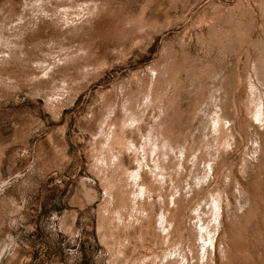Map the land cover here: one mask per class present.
<instances>
[{
    "label": "rangeland",
    "instance_id": "rangeland-1",
    "mask_svg": "<svg viewBox=\"0 0 264 264\" xmlns=\"http://www.w3.org/2000/svg\"><path fill=\"white\" fill-rule=\"evenodd\" d=\"M0 264H264V0H0Z\"/></svg>",
    "mask_w": 264,
    "mask_h": 264
},
{
    "label": "bare ground",
    "instance_id": "bare-ground-1",
    "mask_svg": "<svg viewBox=\"0 0 264 264\" xmlns=\"http://www.w3.org/2000/svg\"><path fill=\"white\" fill-rule=\"evenodd\" d=\"M33 74V73H32ZM223 106V105H222ZM260 110V109H259ZM263 123V122H262ZM114 124V123H113ZM191 160V159H190ZM143 188V187H142ZM217 190V189H216ZM169 220V219H168ZM213 220V219H212ZM214 223V222H213ZM184 227V226H183ZM200 229V228H199ZM207 231V230H206ZM198 233V232H197ZM198 239V238H197ZM211 241V240H210ZM202 246V245H201ZM217 247V246H216ZM205 250V249H204ZM205 260V259H204Z\"/></svg>",
    "mask_w": 264,
    "mask_h": 264
}]
</instances>
